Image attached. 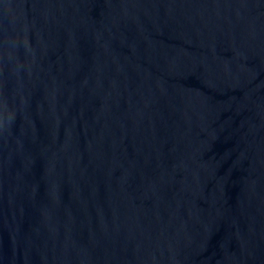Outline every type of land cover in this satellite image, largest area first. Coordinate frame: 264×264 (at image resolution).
I'll return each mask as SVG.
<instances>
[{"label":"water","instance_id":"1","mask_svg":"<svg viewBox=\"0 0 264 264\" xmlns=\"http://www.w3.org/2000/svg\"><path fill=\"white\" fill-rule=\"evenodd\" d=\"M0 264H264V0H0Z\"/></svg>","mask_w":264,"mask_h":264}]
</instances>
